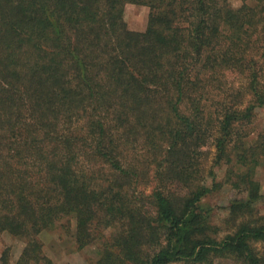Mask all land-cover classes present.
<instances>
[{
    "label": "trees",
    "instance_id": "trees-1",
    "mask_svg": "<svg viewBox=\"0 0 264 264\" xmlns=\"http://www.w3.org/2000/svg\"><path fill=\"white\" fill-rule=\"evenodd\" d=\"M249 1L0 0V232L25 244L16 264L45 261L38 236L61 220L78 249L99 242L96 264H264V130L249 128L264 0ZM126 4L148 7L144 32ZM209 147L245 194L222 238L199 205Z\"/></svg>",
    "mask_w": 264,
    "mask_h": 264
},
{
    "label": "rangeland",
    "instance_id": "rangeland-1",
    "mask_svg": "<svg viewBox=\"0 0 264 264\" xmlns=\"http://www.w3.org/2000/svg\"><path fill=\"white\" fill-rule=\"evenodd\" d=\"M227 1L232 9H238L245 0ZM246 1L250 4L249 0ZM148 15V7L126 4L124 7L123 20L126 23L128 30L141 33L146 30ZM226 90H228L227 87ZM223 91L224 84L222 83L219 91H215V94H219L220 96V92ZM249 128L254 132L264 130V107L255 110V118ZM203 150L206 154L199 161L201 174L203 173V176L205 177V181H203L204 184H206L211 191L201 199L199 205L203 208L210 209V222L213 226L220 229L217 238H222L226 230L225 222L228 218L227 209L230 203L234 200L243 199L245 194L233 189L229 184L225 183L228 167L225 165L215 167L212 164L214 149L209 147ZM143 170L150 181V177L154 171V165H152V163H149V166L146 167L143 165ZM210 172L213 173L212 176H210ZM145 180L148 179L145 178L142 180L143 185H141L138 190L141 197L150 194L154 187L152 183L146 185ZM255 180L259 183L260 193L264 188V158L261 160L260 165L255 171ZM178 193H181L180 190H178ZM252 219H259L261 223H264V195H261L260 199L254 204ZM73 233L74 221L72 220H61L50 230L43 231L38 236V239L42 245L41 256H43L45 261L50 264H96L100 250L99 242L97 241L96 243L87 245L82 249H78L74 242ZM108 233L109 232H105V236H108ZM24 246L25 244L23 241L10 236L6 232H0V258L1 256L6 258L5 264H16ZM45 261L30 262L29 264H46ZM212 264L232 263L229 260L215 259Z\"/></svg>",
    "mask_w": 264,
    "mask_h": 264
},
{
    "label": "crops",
    "instance_id": "crops-1",
    "mask_svg": "<svg viewBox=\"0 0 264 264\" xmlns=\"http://www.w3.org/2000/svg\"><path fill=\"white\" fill-rule=\"evenodd\" d=\"M263 190H264V188H263ZM263 190L260 192V193H261V195H264V192H263Z\"/></svg>",
    "mask_w": 264,
    "mask_h": 264
}]
</instances>
